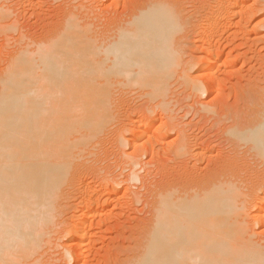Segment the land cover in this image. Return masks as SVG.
Listing matches in <instances>:
<instances>
[{
	"label": "bare ground",
	"instance_id": "bare-ground-1",
	"mask_svg": "<svg viewBox=\"0 0 264 264\" xmlns=\"http://www.w3.org/2000/svg\"><path fill=\"white\" fill-rule=\"evenodd\" d=\"M154 1L139 4L128 13L129 20L114 23L115 36L110 34L114 40L108 38L111 42L98 44L89 22L84 24L79 19L80 12L78 15L76 10H69L63 15L61 25L48 33L45 40L32 42L9 55L0 74V264H28L38 255L44 232L54 221L52 198L59 199V195L76 184L81 185L86 202L83 212L80 210L82 214L78 213L80 217L77 215L73 225L70 224L69 232L76 245L68 247L66 255L74 263L79 259L88 262L86 257H81L87 237H91L89 228L95 222H89L88 213L95 211L96 205L101 207L99 196L105 190L76 177L80 165L77 159L88 143L113 123L111 87L117 85L114 84L117 80L129 86L151 87L156 95L160 92L157 89L163 91L168 79L174 78L171 77L177 58L171 41L178 14L167 3ZM211 5L207 7L203 26H207L205 44L211 43L213 49L212 39L227 30L234 18L240 16L237 26L242 27L253 16L238 0H216ZM1 12L5 14L4 9ZM217 51L214 62L209 59L212 52L207 53L208 59L203 58L211 63L205 62L200 80L207 92L218 80L217 61L220 62L221 51ZM262 113V118L239 136L241 141L252 145L264 164ZM141 125L142 122L131 130L135 149L147 155L154 153L163 144L161 134L157 135L164 129L153 125L145 132L146 137L140 135ZM152 136H156L155 142ZM232 161L219 163L210 178L178 179L175 185L161 187L159 199L154 203V224L152 229L146 228L149 241L135 264H264V243L255 241L254 234L249 233L264 224V198L257 194L259 190L263 192L264 184L254 187L247 197L241 191L240 178L237 176L236 180V175L228 172ZM136 172L132 175L134 181L139 175ZM110 188L104 193L109 194Z\"/></svg>",
	"mask_w": 264,
	"mask_h": 264
},
{
	"label": "rangeland",
	"instance_id": "rangeland-1",
	"mask_svg": "<svg viewBox=\"0 0 264 264\" xmlns=\"http://www.w3.org/2000/svg\"><path fill=\"white\" fill-rule=\"evenodd\" d=\"M74 1L0 0V8L3 6L1 9L5 11L4 14L0 9V74L9 55L24 46L45 40L48 33L61 25L66 11L76 10V14L80 12V21L83 20L84 24L89 22L91 32L93 30L92 36L100 44L106 40H114V23L129 20V14L135 7L154 0H120L117 3L113 0ZM155 1L154 3H167L178 14L177 28L173 34L175 36L171 41L177 58V64L174 65L175 76L172 75L171 78H174L165 82L166 87L161 85L164 86L163 91L162 88L157 89V92L160 91L157 96L152 93L154 91L151 87L129 86L120 84L117 80L114 83L117 85L111 87L113 123L105 127L97 135L98 138L95 136L90 141L91 144L88 143L86 151L80 154V159H77L79 163H76L81 167H78L75 175L81 177L79 180L83 179L82 181L85 180L103 191L111 187L109 194H105V191L102 192L104 195L100 193L102 209L96 205L93 207L95 211L90 210L89 217L87 216L89 222L95 221L92 228H89L88 234L91 237H87L91 242L87 240V247L81 252V257H86L88 262L83 263L79 259L74 263L66 255L67 249L76 245L72 241L73 234L69 232L72 227L70 224L73 225L72 220H76L74 218L79 212V215L82 214L86 202L81 185L76 184L59 195V199L52 198L55 201V209L51 207L54 221H51L52 225L49 223L44 232L40 243L41 251L28 264H135L149 241L147 229H152L154 224V203L159 199L157 195L160 190L170 184L175 185L174 182L178 179L210 178L218 164L227 159L233 160L228 172H233L231 174L236 175V180L240 178L241 191L247 197L254 187L257 189L264 184V164L252 145L241 141L239 136L244 129L257 123L264 111V0H238L253 17L242 27L237 26L240 16L234 18L227 30L216 34L212 39L213 49L211 43L210 47L205 44L208 38L205 37L207 29L204 27L207 26L203 25L209 11L207 7L216 0ZM98 38L101 39L97 40ZM217 50L221 51L220 62L217 61L218 80L216 86L215 83L211 84L212 87L209 86L207 92L200 81L202 68L204 69L205 62L208 65L214 62L212 59ZM208 51L214 53L212 57L209 54L211 63L204 60L208 59ZM163 94L165 95L162 96ZM141 122L144 130L140 131L141 136H146L145 132L153 125L157 129H164L157 135L161 134L163 144L148 155L135 149L132 140L131 130ZM153 138L155 142L156 136ZM182 142L186 143L187 148L184 143V148L179 147ZM135 161L136 165L139 164L137 167L134 165ZM133 172L139 174L136 181L132 179ZM257 194L264 198V190L257 191ZM95 214L96 218H93ZM249 233L254 234L255 241L258 239L257 242L264 243V224L252 228Z\"/></svg>",
	"mask_w": 264,
	"mask_h": 264
}]
</instances>
